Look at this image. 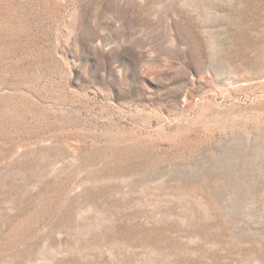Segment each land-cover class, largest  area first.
<instances>
[{
	"label": "rangeland",
	"instance_id": "rangeland-1",
	"mask_svg": "<svg viewBox=\"0 0 264 264\" xmlns=\"http://www.w3.org/2000/svg\"><path fill=\"white\" fill-rule=\"evenodd\" d=\"M0 264H264V0H0Z\"/></svg>",
	"mask_w": 264,
	"mask_h": 264
}]
</instances>
